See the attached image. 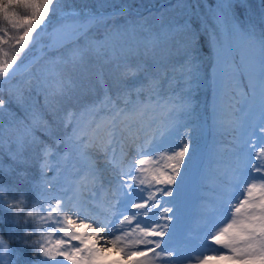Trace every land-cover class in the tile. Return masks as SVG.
<instances>
[{"label":"snow or ice","instance_id":"1","mask_svg":"<svg viewBox=\"0 0 264 264\" xmlns=\"http://www.w3.org/2000/svg\"><path fill=\"white\" fill-rule=\"evenodd\" d=\"M65 262L264 264V0H0V264Z\"/></svg>","mask_w":264,"mask_h":264},{"label":"rangeland","instance_id":"2","mask_svg":"<svg viewBox=\"0 0 264 264\" xmlns=\"http://www.w3.org/2000/svg\"><path fill=\"white\" fill-rule=\"evenodd\" d=\"M161 1H163V0H71L72 3L78 4V5L79 4H87V5H90V6H93V7H95L98 4H122V3H129V4H132L134 7H137L139 10H143L147 6H150V5H157ZM174 2H175V0H174ZM209 2H212V0H209ZM169 5H171V4H169ZM167 6H165V7H167ZM105 10H109V9H105ZM158 12L159 11L154 12V13H158ZM148 14L149 13H146L145 16H147ZM155 22H156V16L153 15L152 18L149 20V23H155ZM29 55H30V53H28L26 59H28ZM37 98H38V96L35 97L36 102L38 100ZM210 98H211V95H210ZM200 111H201V109L198 111L199 112V117L201 116V112ZM200 119H201V117H200ZM201 120H203V119H201ZM204 141L205 140L201 141V147L204 146ZM210 177H211V175L208 177V180L210 179ZM54 238H56V237L54 236ZM65 264H66V262H65Z\"/></svg>","mask_w":264,"mask_h":264},{"label":"trees","instance_id":"3","mask_svg":"<svg viewBox=\"0 0 264 264\" xmlns=\"http://www.w3.org/2000/svg\"><path fill=\"white\" fill-rule=\"evenodd\" d=\"M260 2H261V0H249V3L251 4V5H253V7L254 8H257L258 9V7H259V5H260ZM32 53H30V55H31ZM29 55V56H30ZM26 60V59H25ZM210 91L209 90H207V89H202L199 93H198V95H197V102H198V105H202V107H203V110H204V114H205V117H204V119L207 117V112H206V105L208 104V102L210 101ZM35 95L33 96V102H35V103H37L38 105H40V104H42V98L41 97H39L38 96V102H36V100H35ZM208 142V140H206L205 141V143H207ZM205 143H204V145H205ZM5 159V162L7 163L8 161H7V158L5 157L4 158Z\"/></svg>","mask_w":264,"mask_h":264},{"label":"water","instance_id":"4","mask_svg":"<svg viewBox=\"0 0 264 264\" xmlns=\"http://www.w3.org/2000/svg\"><path fill=\"white\" fill-rule=\"evenodd\" d=\"M172 2H173V0L163 1V2H161V3H160L159 5H157V6H148V7L146 8V10L141 11V12H142V14H143V13H145V12L148 11V10H158V9H160L161 6H164V5H166V4H170V3H172Z\"/></svg>","mask_w":264,"mask_h":264}]
</instances>
